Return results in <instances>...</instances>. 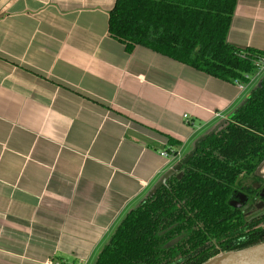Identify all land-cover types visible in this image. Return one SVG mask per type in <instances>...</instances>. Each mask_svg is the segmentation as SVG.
I'll return each mask as SVG.
<instances>
[{"label": "crops", "instance_id": "0c3cea01", "mask_svg": "<svg viewBox=\"0 0 264 264\" xmlns=\"http://www.w3.org/2000/svg\"><path fill=\"white\" fill-rule=\"evenodd\" d=\"M114 3L0 0V264H93L247 98L148 48L127 52L108 33ZM226 42L264 54V1H237ZM169 148L180 161L160 155Z\"/></svg>", "mask_w": 264, "mask_h": 264}, {"label": "trees", "instance_id": "16d2710c", "mask_svg": "<svg viewBox=\"0 0 264 264\" xmlns=\"http://www.w3.org/2000/svg\"><path fill=\"white\" fill-rule=\"evenodd\" d=\"M237 1L115 0L108 33L127 52L145 47L245 83L262 53L226 42ZM202 137L188 161L122 217L93 264H208L264 243V78Z\"/></svg>", "mask_w": 264, "mask_h": 264}, {"label": "water", "instance_id": "95a60500", "mask_svg": "<svg viewBox=\"0 0 264 264\" xmlns=\"http://www.w3.org/2000/svg\"><path fill=\"white\" fill-rule=\"evenodd\" d=\"M202 139L203 137L200 138L194 144V148L198 146V144L201 142ZM188 158L189 156L183 159L180 164H177L173 168V170H171L165 176H163L157 184L158 185L162 184L169 175L175 174L179 170L181 164H185L188 161ZM263 167H264V164L258 170V173L261 177H264V173H262ZM181 176H182L181 173L177 174L178 179H180ZM208 264H264V243L257 245L255 247L249 248L247 250L236 252L226 257L216 259Z\"/></svg>", "mask_w": 264, "mask_h": 264}, {"label": "built area", "instance_id": "2783aa9c", "mask_svg": "<svg viewBox=\"0 0 264 264\" xmlns=\"http://www.w3.org/2000/svg\"><path fill=\"white\" fill-rule=\"evenodd\" d=\"M254 66V72L251 74H244L243 78L246 81L245 83H239L237 81L234 84L238 87L240 93H244L249 90L253 84L261 77L264 73V54L257 56L255 59L252 60ZM218 116V115H217ZM216 116V117H217ZM160 155L166 158L168 161H176L181 156V150H172L167 149L160 153ZM180 161V159H179Z\"/></svg>", "mask_w": 264, "mask_h": 264}, {"label": "rangeland", "instance_id": "374dc122", "mask_svg": "<svg viewBox=\"0 0 264 264\" xmlns=\"http://www.w3.org/2000/svg\"><path fill=\"white\" fill-rule=\"evenodd\" d=\"M263 78H264V73L261 75V77H260L259 79H257V81L253 84V86H252L249 90H247V91L245 92L247 97L249 96V93L251 92V90H253L255 87H257ZM188 155H189V153L184 152V153H183V156H182L181 158L185 159ZM183 159H182V160H183ZM182 160H181V161H182ZM178 163H179V162H178ZM262 172L264 173V168L262 169Z\"/></svg>", "mask_w": 264, "mask_h": 264}, {"label": "flooded vegetation", "instance_id": "af4514ba", "mask_svg": "<svg viewBox=\"0 0 264 264\" xmlns=\"http://www.w3.org/2000/svg\"><path fill=\"white\" fill-rule=\"evenodd\" d=\"M264 168V167H263ZM263 173V172H262Z\"/></svg>", "mask_w": 264, "mask_h": 264}]
</instances>
